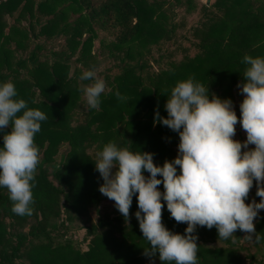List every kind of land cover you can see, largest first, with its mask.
I'll return each mask as SVG.
<instances>
[{"label": "trees", "instance_id": "obj_1", "mask_svg": "<svg viewBox=\"0 0 264 264\" xmlns=\"http://www.w3.org/2000/svg\"><path fill=\"white\" fill-rule=\"evenodd\" d=\"M5 1L12 4L5 6L7 10L15 9L12 6L16 0ZM194 1L19 0L22 4L15 18L18 21L9 29L16 46L10 47L0 40V85L13 83L17 92L15 98L25 100L28 108L44 112L47 119L40 122L41 130L33 138L40 161L34 174V203L29 205L33 214H15L8 189L0 186V264H150L143 255L148 242L135 216L139 210L138 193L133 195L128 220L118 211L110 217H99L96 224L86 227L89 238L85 249L71 240L56 241L45 223L56 218L62 208L64 212L73 209L79 213L85 210L87 203L100 202L104 197L99 191L104 181L95 168L97 158L87 151L89 147L100 152L107 143L115 142L133 153H154V164L162 167L165 160L177 157L173 146L179 144V134L154 123V117L158 110L160 116L167 118L164 106L177 82L194 77L209 88V99L214 93L221 99L233 100L235 87L248 67L242 62L243 57L264 58V0H214L209 5H196ZM175 6L199 10V19L189 28L195 53L190 55V48L179 44L181 59L169 61L159 71L147 69L145 73L142 62L124 63L122 60L121 72L101 94L99 108L92 109L86 103L83 115L74 117L76 110L83 106L79 97L81 85L88 80L77 81L68 76L70 64L91 63L94 29L107 32L113 40L111 48L124 49L123 58H129L132 56L129 45L158 43L170 37L174 31ZM70 11L77 12L73 20L69 18ZM25 15L36 19L34 24L30 20L26 27L20 26L18 22ZM39 16L47 18L39 21ZM36 28L39 30L35 31ZM83 30L89 34L82 41L75 60H68L65 51L60 55L51 54L49 61L40 60L41 47L34 43L26 55L33 62L30 73L22 71L25 58L21 54L27 51L26 40L62 37L72 53L79 45ZM10 40L8 42L14 44ZM117 90L127 99H117ZM10 131L11 128L0 129V149L4 146V136ZM65 143L69 149L61 157V164L54 165V156ZM176 167L179 175L180 168ZM143 174L146 178L150 176L147 171ZM50 176L61 186H56ZM157 179L162 180V177L158 175ZM158 190L164 193L162 183ZM249 197L250 192L245 203ZM161 203L164 226L183 235L187 224L177 223L170 217L163 196ZM29 219L35 222L31 221L26 231H10L11 227L21 228ZM254 225L262 237L260 243L264 244V211L259 212ZM240 231L237 229L233 237L225 240L218 237L215 227L209 230L198 225L194 233L198 236L197 264H242L240 252L245 247H237L232 242ZM217 240L223 244L207 245ZM246 256L253 258L254 255ZM21 258L22 263L15 261ZM154 260L156 264H175V261L161 262L158 253Z\"/></svg>", "mask_w": 264, "mask_h": 264}, {"label": "clouds", "instance_id": "obj_2", "mask_svg": "<svg viewBox=\"0 0 264 264\" xmlns=\"http://www.w3.org/2000/svg\"><path fill=\"white\" fill-rule=\"evenodd\" d=\"M242 62L248 66L237 85L244 95L239 121L247 137L243 144L233 139L238 123L233 101L214 93L209 99V88L189 77L177 82L167 97V118L158 110L154 117V123L179 134L176 158L157 166L154 153H133L115 142L107 143L97 153L95 168L104 181L99 191L115 202L124 219L130 218L133 195L138 193L139 210L135 216L148 242L143 255L152 264L157 253L161 262L197 264L198 236L194 233L198 225L209 230L215 227L218 237L225 240L233 237L237 229L246 233L244 239L255 243L262 239L253 221L264 210V58L245 55ZM80 79L92 81L82 91L88 106L98 109L105 81L96 78L91 70ZM16 96L13 83L0 85V129L11 128L0 149V186L8 189L15 214L31 216L34 174L40 162L33 138L47 116L28 108L26 101ZM115 96L127 99L119 90ZM250 144L254 149L248 148ZM176 166L180 168L179 175ZM144 171L150 176L146 178ZM158 175L162 180L157 179ZM254 180L256 196L261 200L246 204ZM161 183L163 194L158 190ZM161 196L170 217L187 224L183 235L171 232L162 223Z\"/></svg>", "mask_w": 264, "mask_h": 264}, {"label": "rangeland", "instance_id": "obj_3", "mask_svg": "<svg viewBox=\"0 0 264 264\" xmlns=\"http://www.w3.org/2000/svg\"><path fill=\"white\" fill-rule=\"evenodd\" d=\"M39 1V0H38ZM214 0H195V4H207L209 5ZM36 3V1H35ZM22 4V3H21ZM21 4H19V0H16V4L12 6V8H15L12 11H9L6 9V7H10L12 4L11 2L7 3L5 0H0V40L5 42V44H8L10 47L12 45H15V39H11V27L12 24L16 23L18 20H16V16L19 14V11L21 10ZM6 6V7H5ZM34 7V6H33ZM199 10L192 11L184 7L177 8L174 7V14L172 22H174V31L170 34V37L167 39L163 38L158 43H149L147 45L140 44L139 42L133 43L130 46L131 48V54L132 56L129 58H123L125 50H119V49H113V40L110 37V35L107 32L100 31L94 29L96 32V35L94 36L91 46H90V53L92 55L91 63L89 65H83L80 62L78 63H71L70 64V70L68 76L72 78H76L77 81H80L81 75L85 71H94L96 74V78L103 79L105 81V89H109L110 85L114 81V77L117 76L121 72V67L123 65L122 60L124 63H134L136 61L142 62L144 64V73L147 69H151L153 71H159L163 67L166 66L169 61H177L181 59L182 52L180 48H177L179 44L182 46H187L190 48L189 54L193 55L196 51V49L191 46V41L193 40V37L190 36L189 28L196 24L197 20L199 19ZM8 13V14H6ZM70 16L69 18L73 20L75 17L74 15L77 14V12H69ZM47 18V16H39L38 20L43 21ZM31 20V23L34 24L33 21L36 19H33L31 17H28V15L24 16V19L21 20L19 23L20 26H27L28 22ZM171 21V20H170ZM39 28H36L35 31H38ZM89 32H86L83 30V34L81 36L79 45H77V48L72 53L68 50L66 45V40L64 38L60 37H45L41 36L39 39H34L30 41H25V45H27V51L24 52V54H21V50H19V54H21L22 57L25 59V63L22 64L24 66L23 70L20 69V71H25L27 73H30L29 68H32L33 62L30 60L26 55L30 49V46L32 47L34 43L37 45H40L41 53H39V59L40 60H48L49 56L51 54L57 53L60 55L62 52H66L65 55H68V60H75L77 57V52L80 49V46L82 44V41ZM40 36V35H39ZM11 39V40H10ZM14 41L8 42V41ZM36 40V41H35ZM8 42V43H6ZM16 46V45H15ZM139 53L141 55H139ZM54 56V55H53ZM13 58V57H12ZM15 61V58H13ZM21 71V72H22ZM113 79V80H112ZM92 83V81L88 80L86 83H83L81 85V88L85 85H88ZM233 94V106L235 113L238 118V123L235 125L236 134L233 137L235 141H239L243 144V142L246 140V132L243 130L242 125L239 123L241 117V111H240V104L242 103L244 99V95L240 94V90L235 87ZM81 101H83V106L76 110V114H74V117H80L83 115V112L86 110V98L84 95V92L81 91L79 95ZM84 110V111H83ZM254 145H249V149H254ZM69 147L68 144H63L58 152L55 154L54 159V165L61 164V157L65 155V153L68 151ZM89 153L94 154V156L97 158V151L96 149L89 147L87 150ZM244 149L242 148V152ZM173 152L177 156L178 155V144L173 146ZM49 170H52V168L49 166ZM116 169H113V172H115ZM53 183L56 186H61L60 183L55 181L54 177L50 176ZM256 181L254 186H252L250 190V197L246 204H249L252 202L253 199L258 203L260 202L261 198L256 196ZM264 211V210H260ZM118 213V210H116L115 202L113 200H110L106 196H104L100 202L97 203H87L85 210L82 212L77 213L73 209H69V211L64 212L63 208L61 209V212L59 215L56 216V218L52 217V219L49 221H46V229L49 230V234L53 239L56 241H66L71 240L76 245H78L80 248L85 249L86 245L88 243V236L86 235V227L91 224H96L98 221V218L106 217L109 215L112 216L113 214ZM106 215V216H105ZM257 219H254L253 223H255ZM6 221H8V218H6ZM35 222L34 219H29L21 228L17 229H10L11 232L16 233L19 230L21 232L26 231L28 226L30 225V222ZM246 233L243 231L239 232V235L237 237H234L233 239L236 240L237 247L243 246L245 249L241 250V255L243 256L242 264H264V244L258 243L255 244L252 241H249L247 239H244ZM42 238V236H40ZM233 241V240H232ZM223 244V241L217 240L216 242H210L207 243V245H220ZM246 254H253V258H249L246 256ZM149 259V258H148ZM17 263H22L24 260L16 259ZM150 264L152 262L150 259L148 260ZM154 264H156L154 260Z\"/></svg>", "mask_w": 264, "mask_h": 264}]
</instances>
